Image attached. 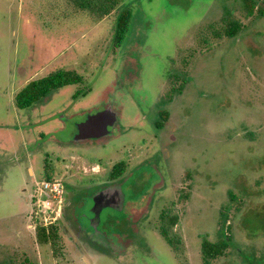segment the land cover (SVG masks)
<instances>
[{
	"label": "rangeland",
	"instance_id": "rangeland-1",
	"mask_svg": "<svg viewBox=\"0 0 264 264\" xmlns=\"http://www.w3.org/2000/svg\"><path fill=\"white\" fill-rule=\"evenodd\" d=\"M125 7L130 29L115 47ZM99 15L72 0H0V264H264V0H118ZM234 22L240 28L227 36ZM22 61L32 65L27 80L66 69L83 82L19 109L14 94L27 81L15 89L8 70ZM107 105L119 115L114 136L74 142L79 124ZM161 111L167 121L157 129ZM121 159L123 209H102L110 237L98 243L81 227ZM50 162L58 170L45 175L76 190L66 189L57 238L41 245L28 167L44 179ZM80 189L84 202L70 208ZM167 210L177 217L174 248L159 230ZM223 237L229 246L207 263L203 239Z\"/></svg>",
	"mask_w": 264,
	"mask_h": 264
},
{
	"label": "trees",
	"instance_id": "trees-1",
	"mask_svg": "<svg viewBox=\"0 0 264 264\" xmlns=\"http://www.w3.org/2000/svg\"><path fill=\"white\" fill-rule=\"evenodd\" d=\"M74 4L80 9L88 10L89 12L99 11L104 16L111 12L112 9L118 4V0H72ZM247 3L252 0H245ZM249 13L253 12V6L248 9ZM132 18V10L124 8L121 10L116 19V27L114 32L113 42L115 47H119L122 43L127 31L130 29ZM240 28V23L234 22L227 27L225 34L227 36H234ZM83 82V76L74 70L57 69L50 72L48 75L28 82L16 95L15 104L19 109L29 108L33 103L42 100L45 96L50 94L51 91L63 88L70 84H79ZM79 94V92L77 93ZM168 113L166 111L160 112V120L156 122L159 127L162 125V120L167 119ZM126 170V163L119 161L116 163L111 171L110 177L117 178L121 176ZM45 179H52L50 175H46ZM176 219H172L171 224L175 223ZM162 232L173 246L172 238L167 231L162 228ZM57 238V228L55 226L46 229L38 226L36 228V239L40 244H47L53 242ZM229 246V241L224 237L217 242L203 239L201 243V253L204 260L208 263L210 260L220 257L224 254L225 249Z\"/></svg>",
	"mask_w": 264,
	"mask_h": 264
},
{
	"label": "flooded vegetation",
	"instance_id": "flooded-vegetation-1",
	"mask_svg": "<svg viewBox=\"0 0 264 264\" xmlns=\"http://www.w3.org/2000/svg\"><path fill=\"white\" fill-rule=\"evenodd\" d=\"M29 64H30V62H28V64L26 63V62H24V61H22V62H20V63H17L16 65H15V68L12 70V69H10V70H8V73H9V75L8 76H10V77H12V78H14V81L12 82V85H13V87L15 88V89H17L18 88V86L19 85H23L24 84V82H26L27 81V83L28 82H30V81H32L31 80V78H32V76L30 77V80H27V79H29L28 77H27V73H28V70H30L31 69V66L32 65H30L29 66ZM26 71H27V73H26ZM23 76H25L24 78L26 79H24L25 81H23L22 82V79L21 78H23ZM22 82V83H21ZM26 83V84H27ZM25 84V85H26ZM21 85V86H22ZM24 85V86H25ZM23 86V87H24ZM58 90V89H57ZM54 91H56V90H53V91H51L50 92V94H52V92H54ZM17 94V93H16ZM16 94H14V95H16ZM50 94H48L47 96H45L42 100H40V101H38V102H36V103H33L29 108H26V109H33V107L34 106H36L37 105V107H38V104H39V106L40 105H42L43 103H44V101L50 96ZM15 97V96H14ZM42 103V104H41ZM17 107V106H16ZM41 107V106H40ZM39 107V108H40ZM18 108V107H17ZM106 109H108V108H111V109H113V110H115L116 111V109L114 108V106L113 105H107V107H105ZM106 109H104V110H106ZM118 112V111H117ZM148 112H151L150 110L148 111ZM162 112V111H161ZM167 112V111H166ZM144 116V115H143ZM159 116H160V113H159ZM119 117V115H118V113H117V122L115 123V127L113 128V132H112V134L110 135V136H108V137H99V138H89L88 140H86V141H83V142H79V141H76L75 140V138H74V142H76V143H85V142H91V143H95V142H98V141H106V140H108V139H110L112 136H114V129L117 127V123H118V118ZM145 117V116H144ZM158 121V120H157ZM157 121H155L154 122V126L157 128V129H162L163 128V126L165 125L164 123L167 121V119L166 120H162V125L161 126H157L156 125V122ZM77 134H78V132H77ZM76 134V135H77ZM76 137V136H75ZM119 161H124L125 163H126V168H127V162L125 161V160H123V159H121V160H118V161H116V162H113L112 163V166H111V169H112V167L116 164V163H118ZM56 162H57V159H56ZM68 164H66L65 166H64V170H65V172H69V170H70V168H72V166H70V163L69 162H67ZM58 167H59V165H55V162H50V163H47V164H44V175L49 171V172H51V173H55L57 170H58ZM111 169H110V171H111ZM28 170H29V174L31 175V180L33 181V190H32V192H30V194L28 195V197H26V201H27V203L28 204H32V207H33V210H32V213L30 214V218L32 219V221H33V223L31 224V226L30 227H32L34 230H35V235H36V228L38 227V226H40V227H44V228H46V229H49V227H51V226H55V224L61 219V217H62V215H63V209H64V201H65V195H66V189L68 190V188L69 187H71V188H73V190H76L75 189V187H74V185H72V186H70V185H65L63 182V196H62V201H61V206H60V212H59V215L58 216H56V217H54V216H52V217H49V218H47V217H45L44 215H42V214H40L39 212H38V207H37V202H36V199H35V186H36V184L39 182V181H41V180H44V179H39V178H36L35 176H34V171H33V169L31 168V167H28ZM126 171V170H125ZM125 174V172L121 175V176H119V177H117V178H111L110 177V172H109V177H110V181H109V183H107V184H105V185H100V190H97L93 195H92V207H91V209L93 208V206H94V195L96 194V193H98V192H100V191H102V190H104V189H106V188H109V187H112V186H117V185H119V186H121V188H122V186H123V183H124V181L126 180V179H128V177L127 178H123V175ZM71 174H69L68 176H70ZM46 176V175H45ZM62 181V180H61ZM69 186V187H68ZM80 191V193H79V195H77L76 196V193L74 192V194L72 195V197H69V198H67V206H71L70 208H72L74 205H75V201H77L78 200V202H84V198L83 197H85V195H83V189H80L79 190ZM74 197L76 198V200L74 199ZM78 197H80V198H78ZM74 199V200H73ZM80 200V201H79ZM33 201V202H32ZM125 205H126V201H125ZM112 209V208H111ZM123 209V208H122ZM104 210V209H103ZM102 210V211H103ZM102 211H101V213H100V222H99V224H97L96 225V221L95 220H92V218L94 217V213H93V211H91V214H90V217H89V225L88 226H86V227H81V229L83 230V232L86 234V236L88 237V239H92V240H95L96 242H102V241H106L105 240V238L107 239V237L109 238L110 237V235H109V233H106L105 231H103L100 227L102 226V220H101V214H102ZM122 211H124V210H122ZM72 212H73V210H72ZM163 212V211H162ZM168 215H169V213H168V210L167 211H164L162 214H161V223L163 222V225H161L160 226V233H161V237L165 240V242L167 243V245L169 246L170 244H169V242L167 241V239L165 238V236H164V234H163V232H162V228H164L166 231H167V233L169 234V227H172V226H174V225H176L177 224V217L174 215V216H172L171 218H170V216H169V218H168ZM131 216L129 215V214H127V213H125V219H127V218H130ZM176 219L175 220V223L174 224H171L170 222L172 221V219ZM130 229V228H129ZM130 231H132V234L135 236V241H137V243H138V245L140 246V248L141 247H146V249H147V247L149 248V246H148V244L146 243V241H145V239H144V237H143V234L140 232V231H138V229H130L129 230V232ZM126 234L128 235V232H126ZM140 236H141V239H140ZM129 238V237H128ZM37 240V239H36ZM38 242V241H37ZM39 243V242H38ZM110 243H112V242H110ZM40 244V243H39ZM142 244H144V245H142ZM152 244V243H151ZM41 245H44V244H41ZM113 245V244H112ZM151 246V245H150ZM171 247H173L172 245H170ZM169 246V247H170ZM116 247V246H115ZM170 247V248H171ZM109 248H111V246H106V245H102V246H98L97 248H95V250L96 251H98V252H100V251H104V252H106L105 251V249H107V250H109ZM140 248H138L137 249V252H139L140 251ZM152 248V247H151ZM155 247H154V245H153V248H152V250L154 249ZM174 248V247H173ZM97 253V252H96Z\"/></svg>",
	"mask_w": 264,
	"mask_h": 264
},
{
	"label": "water",
	"instance_id": "water-1",
	"mask_svg": "<svg viewBox=\"0 0 264 264\" xmlns=\"http://www.w3.org/2000/svg\"><path fill=\"white\" fill-rule=\"evenodd\" d=\"M117 122V112L111 108L90 116L85 122L79 124L76 141L83 142L89 138L108 137L112 134ZM94 213L92 220L96 225L100 222V213L105 206L121 209L124 203V194L121 186L106 188L94 195Z\"/></svg>",
	"mask_w": 264,
	"mask_h": 264
},
{
	"label": "built area",
	"instance_id": "built-area-1",
	"mask_svg": "<svg viewBox=\"0 0 264 264\" xmlns=\"http://www.w3.org/2000/svg\"><path fill=\"white\" fill-rule=\"evenodd\" d=\"M63 196V183L61 180L52 178L39 181L35 186V199L38 212L45 217L59 215Z\"/></svg>",
	"mask_w": 264,
	"mask_h": 264
}]
</instances>
